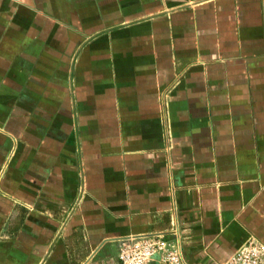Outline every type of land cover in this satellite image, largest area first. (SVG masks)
<instances>
[{
    "label": "crops",
    "instance_id": "obj_1",
    "mask_svg": "<svg viewBox=\"0 0 264 264\" xmlns=\"http://www.w3.org/2000/svg\"><path fill=\"white\" fill-rule=\"evenodd\" d=\"M251 237L264 0H0V264L146 240L222 264Z\"/></svg>",
    "mask_w": 264,
    "mask_h": 264
},
{
    "label": "built area",
    "instance_id": "obj_2",
    "mask_svg": "<svg viewBox=\"0 0 264 264\" xmlns=\"http://www.w3.org/2000/svg\"><path fill=\"white\" fill-rule=\"evenodd\" d=\"M159 253L165 263H181L177 253L147 240L125 245L121 251V260L123 264H146ZM222 264H264V242L257 237L249 238Z\"/></svg>",
    "mask_w": 264,
    "mask_h": 264
}]
</instances>
